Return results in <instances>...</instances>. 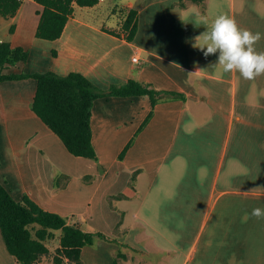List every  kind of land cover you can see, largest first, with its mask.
Returning a JSON list of instances; mask_svg holds the SVG:
<instances>
[{
	"label": "crops",
	"instance_id": "crops-1",
	"mask_svg": "<svg viewBox=\"0 0 264 264\" xmlns=\"http://www.w3.org/2000/svg\"><path fill=\"white\" fill-rule=\"evenodd\" d=\"M102 1L76 5L55 40L36 36V0L0 15L11 46L29 51L5 71H77L104 89L134 78L186 100L158 102L140 128L149 96L96 99L95 160L71 154L32 110L35 78L0 81V180L16 199L28 195L117 239L85 245L83 264H113L119 252L121 264H264V218L251 216L264 208V75L225 73L219 53L193 47L222 14L264 36V0H121L113 19L99 14ZM130 9L138 12L132 40L121 28ZM255 48L264 52V38ZM6 249L0 230V264L11 258Z\"/></svg>",
	"mask_w": 264,
	"mask_h": 264
},
{
	"label": "trees",
	"instance_id": "trees-1",
	"mask_svg": "<svg viewBox=\"0 0 264 264\" xmlns=\"http://www.w3.org/2000/svg\"><path fill=\"white\" fill-rule=\"evenodd\" d=\"M43 6L36 36L47 40L61 37L64 28L73 16L75 6H94L100 0H36ZM23 0H0V15L14 16ZM138 12L127 11L122 22L126 38L132 40L138 29ZM15 25H11V32ZM117 33L116 31H111ZM56 54V51H53ZM29 51L24 47H12L7 40L0 41V81L19 80L29 77L37 82L36 93L32 101V110L63 141L68 151L75 156L98 160V153L93 144V105L96 99L105 96L147 95L152 109L140 128L151 119L155 105L171 99L186 100L183 92L158 89L151 83L134 78L120 83H113L104 89L92 82L81 72L72 71L66 75L53 70L24 72L14 68L5 71L11 65L26 61ZM134 138L121 152L123 158ZM0 230L7 250L22 264H41L42 258L52 251L47 241L61 231L60 245L54 255V264H69L75 261L83 264L81 251L85 245L94 244L97 238L117 241L116 238L102 231L85 230L79 224L68 222V218L39 205L31 197L16 199L7 186L0 180ZM113 264H121L118 257ZM68 260V261H67Z\"/></svg>",
	"mask_w": 264,
	"mask_h": 264
},
{
	"label": "clouds",
	"instance_id": "clouds-1",
	"mask_svg": "<svg viewBox=\"0 0 264 264\" xmlns=\"http://www.w3.org/2000/svg\"><path fill=\"white\" fill-rule=\"evenodd\" d=\"M262 38L260 32L242 29L234 18L222 14L206 32L195 37L193 47L199 48L205 57L219 53L217 66L225 73L238 72L245 80H255L264 75V52L255 48ZM251 216L264 218V208H254Z\"/></svg>",
	"mask_w": 264,
	"mask_h": 264
},
{
	"label": "rangeland",
	"instance_id": "rangeland-1",
	"mask_svg": "<svg viewBox=\"0 0 264 264\" xmlns=\"http://www.w3.org/2000/svg\"><path fill=\"white\" fill-rule=\"evenodd\" d=\"M122 6H123V4L121 3V0H105V1L101 2L100 11H98V12L101 15H106L109 17L111 16L110 19H113V18H117V17H120L121 15H123V13H121L122 11L120 9ZM114 8L118 9L117 13H115V14H113ZM86 9H88V8H86ZM84 11L88 15H94L96 13L95 10H90L89 12H88V10H84ZM112 14L115 16L113 17ZM0 19H2V16H0ZM7 30L8 29L3 28L2 24L0 23V41H1V38H4V40H7L8 37H4V32H6ZM74 220H77V216L74 217ZM47 244H48V246L52 252L49 255H47L46 257L42 258L41 264H54V255L56 253L57 247H59V245H60V232H59V230L56 232V235L54 238L49 239L47 241ZM6 253L9 257L12 258V260H10L11 258L10 259L6 258V259H3L1 261L5 262L6 264H22V263L18 262L17 259L13 255H11L7 249H6ZM68 263L69 264H79L75 261H72V262L68 261Z\"/></svg>",
	"mask_w": 264,
	"mask_h": 264
},
{
	"label": "built area",
	"instance_id": "built-area-1",
	"mask_svg": "<svg viewBox=\"0 0 264 264\" xmlns=\"http://www.w3.org/2000/svg\"><path fill=\"white\" fill-rule=\"evenodd\" d=\"M136 50H137V49H136ZM133 60H134V61H139L138 51H137V54L133 57Z\"/></svg>",
	"mask_w": 264,
	"mask_h": 264
}]
</instances>
